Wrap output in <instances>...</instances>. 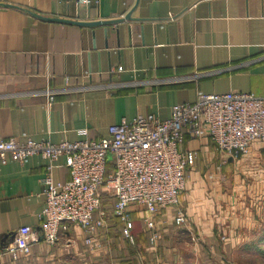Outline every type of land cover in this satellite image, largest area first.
I'll return each mask as SVG.
<instances>
[{
    "label": "crops",
    "instance_id": "obj_1",
    "mask_svg": "<svg viewBox=\"0 0 264 264\" xmlns=\"http://www.w3.org/2000/svg\"><path fill=\"white\" fill-rule=\"evenodd\" d=\"M127 14L130 20L116 24L69 23ZM47 89L54 97L49 105ZM229 92L264 96V0H90L89 6L0 0V139L97 141L123 120L154 115L165 121L174 105L193 103L197 93ZM184 148L209 160L218 155L205 138L188 136ZM46 167L39 156L0 164V252L20 227L38 228ZM209 171L212 182L200 170L186 171L183 198V226L190 239L204 241L205 253L220 234L227 233L224 244L233 246L248 219L239 202L232 206L234 195L222 191L217 169ZM51 175L54 183L69 179L63 156ZM167 216L162 212L156 228L171 223ZM171 240L163 241L168 252ZM60 246L35 245L30 259L55 261ZM70 253L66 260H75L76 251Z\"/></svg>",
    "mask_w": 264,
    "mask_h": 264
},
{
    "label": "built area",
    "instance_id": "obj_2",
    "mask_svg": "<svg viewBox=\"0 0 264 264\" xmlns=\"http://www.w3.org/2000/svg\"><path fill=\"white\" fill-rule=\"evenodd\" d=\"M76 2L78 6L90 5V0ZM46 96L49 105L54 101L53 92L47 89ZM188 136L207 139L219 154L231 158L246 155L254 143L264 145V96L197 93L193 103L174 105L165 121L154 115L136 116L130 122L123 120L110 126L108 137L97 141L51 144L33 141L25 135L0 139L1 165L9 161L23 164L32 156L47 162L41 181L45 207L39 226L20 227L12 241L2 248L0 264L29 257L32 247L40 243L52 248L60 237L69 236L65 244L70 246L76 243L70 238L74 228L84 234L86 246L99 247L93 237L105 227L97 197L103 183L115 200L113 215L123 225V236L133 244L128 208L135 204L147 211L143 223L153 245L158 238L159 210L179 206L186 171L196 160V151L184 148ZM62 156L69 179L54 183L51 171ZM185 222L184 213L178 209L174 223Z\"/></svg>",
    "mask_w": 264,
    "mask_h": 264
},
{
    "label": "rangeland",
    "instance_id": "obj_3",
    "mask_svg": "<svg viewBox=\"0 0 264 264\" xmlns=\"http://www.w3.org/2000/svg\"><path fill=\"white\" fill-rule=\"evenodd\" d=\"M191 90L190 92H194V90ZM212 167L217 169L214 177H220L221 183L219 182L218 184L222 191L234 195V199L231 202H239L241 210L247 213V224L243 223L242 229L238 232L239 240L233 246L231 244L225 245L228 234H220L217 239L218 242L211 243L210 247H212V250L205 253V249H202L205 244L204 241L200 239L198 242L197 240L193 241L188 236L189 232L185 230V225H176L174 223L177 210L180 209L185 212L186 204L183 200L187 192L185 185L178 207H166L159 210L156 224L162 212H166L168 215L167 220H170L171 223L168 224V221L164 220V223L157 226L158 238L153 245L147 241V244L151 245V250L147 251L145 257L143 256L142 258L146 264H264V242H261L264 237V145L256 142L246 155L238 158H231L218 153V155L216 154L215 157L209 160L204 158V156H200L199 152H196V160L192 169H195V171L200 170L202 173L201 177H207L212 182L214 178H211L209 171ZM192 176L194 177V172ZM113 205L114 198L107 191L102 196V204L99 211V214L105 219V227L100 229L96 236L93 237L94 244H98L99 247H96V245L86 246L84 234L77 229V231L72 232L70 237L76 242V247L63 246L66 245L65 240L69 236L60 237L58 240L57 243L61 244L59 249L62 253H60L57 260L32 262L29 256L19 259L15 264L132 263L130 261H133L135 256L132 252L136 239L132 244L123 236L121 223L113 215ZM232 206H234V203ZM162 225L163 227L161 228ZM168 228L169 230L167 231ZM135 231L142 235L143 238L139 237V239H141V244L144 245V241L148 238L144 223L141 222ZM168 236L172 238L170 242L172 251L170 252L164 250L163 245V241ZM71 250L76 251V254L73 255L75 257L73 261L69 260V258L66 260L65 257L66 255L71 256Z\"/></svg>",
    "mask_w": 264,
    "mask_h": 264
},
{
    "label": "trees",
    "instance_id": "obj_4",
    "mask_svg": "<svg viewBox=\"0 0 264 264\" xmlns=\"http://www.w3.org/2000/svg\"><path fill=\"white\" fill-rule=\"evenodd\" d=\"M215 149V148H214ZM110 168H107L106 171V175L107 173H109ZM107 192V188L106 185L103 183L101 186H99L98 191H97V197L100 201V205L102 204V196L105 195ZM115 203V200H114ZM141 209V210H140ZM128 212L130 214V218H131V222H132V230H131V236L132 238L135 240H137L139 237L143 238L142 235L138 232H136L135 230L138 228V226H140L141 222L143 223V220L146 218L147 216V211L138 205H130L128 208ZM145 226V225H144ZM123 225L121 224V229H122ZM157 229V228H156ZM147 233H148V238L146 239V241H144V245H139V247L137 246V241L133 247V252L132 254H134L135 256L133 257V261H130L132 263L130 264H146V262H144L142 260L143 256L145 257V253L151 250V245L147 244V241L149 243V235L150 232L146 229ZM261 242H264V237L261 239ZM146 250V251H145ZM18 262V261H17ZM16 262H8V264H15Z\"/></svg>",
    "mask_w": 264,
    "mask_h": 264
},
{
    "label": "water",
    "instance_id": "obj_5",
    "mask_svg": "<svg viewBox=\"0 0 264 264\" xmlns=\"http://www.w3.org/2000/svg\"><path fill=\"white\" fill-rule=\"evenodd\" d=\"M40 19L41 20H44V21H51L50 19H46V18H40ZM127 20H130V14H127L125 16V18H123L121 20H117V21H110V22H90V23L69 22V23L70 24H73V25H76V26H81V27H95V26H101V25H107V24L121 23V22H124V21H127ZM55 21H59V20H55ZM59 22L67 23L65 21H59Z\"/></svg>",
    "mask_w": 264,
    "mask_h": 264
}]
</instances>
